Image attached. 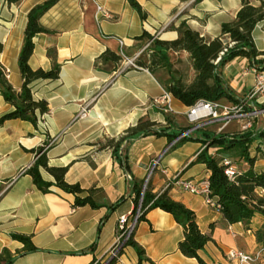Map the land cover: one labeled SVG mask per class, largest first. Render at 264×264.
<instances>
[{
  "label": "crops",
  "instance_id": "1",
  "mask_svg": "<svg viewBox=\"0 0 264 264\" xmlns=\"http://www.w3.org/2000/svg\"><path fill=\"white\" fill-rule=\"evenodd\" d=\"M44 1L0 0V67L8 70L5 78L16 91L22 82L17 59L27 13ZM135 1L144 17L128 0H56L38 19L47 31L33 36L28 63L45 70L58 64L59 73L53 80L31 84L33 98L45 100L48 108L42 114L35 111L36 128L18 118L0 123V252L6 249L2 256L12 258L8 264H89L104 255L114 241L118 217L133 208L132 183L143 181L153 159L169 140L165 135L153 134L134 139L120 151L124 164L110 148H99L103 140L117 138L141 116L165 125L164 117L169 114L175 128L185 127L182 122L188 124V106L178 99L172 96L170 112L161 111L152 99L165 90L159 75L173 77L174 62L182 60L189 65L186 83L192 81L195 71L189 53L168 50L167 66L159 64L149 71L136 65L147 44L136 37L145 31L152 38L172 40L177 32L168 26L184 21L210 39L220 35L221 24L233 19L240 6V0ZM252 39L256 50L264 51V22L255 25ZM105 51L109 54L99 59ZM250 62L245 56H237L221 68V77L237 98L254 83L252 74L242 75ZM11 109L0 94V115ZM256 121L251 129L264 132V116ZM233 124L221 132L228 133ZM235 126L232 132L238 131ZM206 129L218 133L217 126ZM191 134L198 136L195 131ZM45 140L48 163L67 166L66 182L77 183L83 189H100L94 197L98 203H118L112 209L105 205L73 207L71 193L56 186L47 193L38 190L24 170L35 158L32 150ZM254 145L249 147V155L256 156V171L257 161L264 158ZM203 146L200 140L185 141L162 156L149 180L152 192L163 189L175 175L185 179L208 176L205 164L196 160ZM252 148L255 151L251 152ZM228 156V152L219 153L220 158ZM235 159L230 160L239 171L248 167L242 157ZM238 165L246 167L240 169ZM40 172L43 179L53 180L45 170ZM167 192L194 212L200 231L211 237L198 251L207 264H236L226 256L229 250L250 253L259 246L254 235L261 224L259 216L253 217L248 226L229 224L215 205L205 203L203 196L177 186H169ZM12 233L29 236L36 250L23 252V244L13 239ZM182 236V228L173 216L156 207L137 223L133 240L153 264H199L179 251L177 244ZM111 264H137L135 249L125 246Z\"/></svg>",
  "mask_w": 264,
  "mask_h": 264
},
{
  "label": "trees",
  "instance_id": "2",
  "mask_svg": "<svg viewBox=\"0 0 264 264\" xmlns=\"http://www.w3.org/2000/svg\"><path fill=\"white\" fill-rule=\"evenodd\" d=\"M6 1L8 3H15L20 0ZM256 1L257 3L251 0H240V6L233 19L222 23L220 35L210 39H205L198 31L190 28L184 21H180L176 26L173 23L168 26L169 29L177 32V37L172 40L152 38V35L143 31L136 39L146 43L150 41L145 49L149 53V58L147 62L137 60L136 65L152 71L156 65L162 64V66H167L166 53L168 50H186L189 53L191 64L195 71L192 81L187 84L178 78L170 76L167 81L163 82V88L188 107L192 106L199 99L236 101L237 97L221 77V68L225 63L234 57L245 56L264 70V51H257L252 39V30L255 25L264 22V0ZM54 2L56 0H45L43 3L32 7L27 13L23 42L17 59L22 78L18 91L13 89L7 82L0 67V94L5 102L12 106L11 110L0 115V123L7 119L18 118L29 121L36 128L37 116L35 111L38 110L42 114L48 109L45 100L33 98L31 84L36 80H53L57 78L59 65L53 64L47 70L41 67L32 68L28 60L33 51V36L36 33L47 31L40 25L38 19ZM128 2L144 17L141 7L135 0H128ZM229 41H233L234 43L232 46L227 47ZM223 48H226V50L220 55L218 61L214 62ZM107 54L109 52L105 51L99 56V59L104 60ZM111 56L114 59H118L115 55ZM171 118V115L166 114L164 117L165 125H160L146 116H141L134 125L125 129L117 138H105L99 148H110L112 155L121 157V163L124 164L125 158L121 156L120 151L134 139L147 134H153L155 136L165 135L170 141L178 133L189 127L187 125L175 128V123ZM194 131L198 134L197 137H193L190 134L181 139L176 145L191 140H200L204 144V147L197 154L196 160L204 163L209 171L207 178L210 195L218 206L223 219L229 224L241 223L248 226L253 217L259 216L261 224L259 228L254 230V235L259 245L264 247V194L261 196L257 194L258 189H264V171H255L253 169L256 156L249 155V147L255 142V150L260 153L261 158H264V147H262L260 140L264 137V132H255L253 129H250L230 133H214L206 128H198ZM47 144L48 140H45L40 146L32 150L35 158L24 170V173L31 177L33 184L38 190L47 193L51 192V186H56L66 193H71L74 197L73 207L89 205L92 208H96L105 205L108 209H112L118 203V201L115 203H98L94 197L100 192V189L94 187L83 189L77 183L66 182L64 176L67 166L50 165L48 163L45 148ZM209 147H214L217 152L234 150L237 156L243 158L248 167L241 170L234 180H229L223 173L221 158L216 157L214 154L211 155L208 152ZM40 169L45 170L53 180L43 179ZM141 186L142 181H134L132 183L131 196L133 209L138 204ZM156 207L169 212L181 226L183 236L177 244L179 251L184 256L195 258L199 264H207L199 256L198 251L211 240V237L209 234L200 231L195 221L194 212L181 202L173 200L169 196L167 188L152 192L151 186L148 183L142 194L139 221L144 219L149 209ZM133 233L124 247L131 245L135 249L137 264H153L145 256L143 248L133 240ZM11 237L23 244V252L36 250L29 236L12 233ZM4 253H6V249L0 252V261H2V264H8L12 258L9 256L3 257L2 254Z\"/></svg>",
  "mask_w": 264,
  "mask_h": 264
},
{
  "label": "built area",
  "instance_id": "3",
  "mask_svg": "<svg viewBox=\"0 0 264 264\" xmlns=\"http://www.w3.org/2000/svg\"><path fill=\"white\" fill-rule=\"evenodd\" d=\"M96 7L100 10L99 5ZM149 42L150 41L147 42L145 47H147ZM233 43V41H229L227 47L232 46ZM225 50L226 48H223L222 51H220L219 56L214 62L218 61L220 55ZM2 72L6 75L8 70L2 68ZM248 73L254 76V83L252 87L247 90L242 97L237 98L236 101L199 99L192 106L187 108L185 115L189 127L170 140L153 159L142 181L141 192L136 208H132L127 213L118 217L113 243L102 257L92 260L89 264H110L114 259L118 258L125 243L130 238L139 222L142 194L159 160L181 139L190 135L195 129L206 128L211 125L217 126V132H221L232 123L237 125L238 131H247L252 128L258 116H264V70L259 68L256 63L250 62L242 71V75ZM171 98L172 95L170 92L164 90L161 96L152 99V104L159 107L163 112H170L172 111L170 105ZM221 164L223 165V173L226 177L229 180H234L240 172L238 167L227 157H221ZM169 186H177L190 193L201 195L205 203L215 205L218 208L210 195L207 176L199 179H185L180 175H175L163 188L166 189ZM257 194L260 196L263 195L264 189H258ZM226 256L234 260L236 264H264V247L259 245L250 253L231 249L227 252Z\"/></svg>",
  "mask_w": 264,
  "mask_h": 264
},
{
  "label": "rangeland",
  "instance_id": "4",
  "mask_svg": "<svg viewBox=\"0 0 264 264\" xmlns=\"http://www.w3.org/2000/svg\"><path fill=\"white\" fill-rule=\"evenodd\" d=\"M146 55H149V53H148L147 50H144L143 53H142V58H141V60L147 62V60H148L149 57H147ZM173 65H174V69H173V73H172L173 77H174V78H178V79L182 80L184 83H186L187 80H188L189 77H190L189 65H188L185 61H182V60H181V61H178V62H174ZM159 78H161V80H162L163 82H165V81L168 80L167 76H166L164 73H162L161 75H159ZM164 79H165V80H164ZM256 122H257V121L255 120V121H254V125H255V126L257 125ZM182 124H183L184 126L188 125V124L185 123V122H182ZM207 127H210V128L213 129V130L216 128V126H212V125H211V126H207ZM235 128H236L235 124L231 125V126L227 129V130H228V133L234 131ZM261 145H262V147H264V139L262 140ZM253 151H255V150L252 148V149H251V152H253ZM208 152H209L210 154L213 153L216 157H219V153L221 154V152H219V151L217 152V151L215 150L214 147H209V148H208ZM228 153H229V156H228L229 159H233L234 161H237V160L235 159V158L237 157V155H236V153L234 152V150H230ZM258 154L260 155V153H258ZM237 163H238L239 165H242V164L239 163V162H237ZM239 165H238V166H239ZM243 167H246V166H243ZM243 167L239 166L240 169H243ZM256 171H264V159H261L260 161H259V160L257 161V163H256Z\"/></svg>",
  "mask_w": 264,
  "mask_h": 264
}]
</instances>
